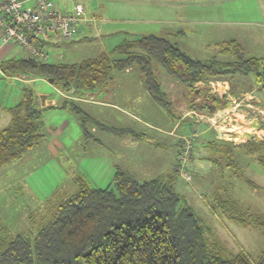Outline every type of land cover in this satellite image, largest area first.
I'll use <instances>...</instances> for the list:
<instances>
[{
    "label": "rangeland",
    "instance_id": "obj_1",
    "mask_svg": "<svg viewBox=\"0 0 264 264\" xmlns=\"http://www.w3.org/2000/svg\"><path fill=\"white\" fill-rule=\"evenodd\" d=\"M89 1L85 0L84 2L89 3ZM141 3L143 0H108L110 11L108 17L110 15L113 19L130 16L132 19H137V21H127L126 25H123L124 23H112L115 26H123L124 29L128 27L142 29L146 25L143 22L144 17L146 19L157 18L158 22L161 23L176 24V29L184 35L175 38L174 42H177L178 46L193 58L233 60L232 56L223 55L217 45L237 41L238 38L240 42H237L242 46L247 57H264V0L181 2V4H174L173 6L169 4L167 8H163V11H157L153 8L148 10V7L146 9ZM26 5L28 6L29 3ZM161 6H163L161 3L158 4V9ZM157 27L158 29L161 28L159 25ZM155 33L152 31V35H156ZM95 35L88 40L78 39L74 44H63L55 35H49L46 40H39L38 42L50 54L49 63L72 64L106 53L100 38ZM54 43L62 44L55 48ZM57 54L63 56L60 61L56 58ZM24 56H26L25 52ZM154 67L159 79L164 77V88L167 91V96L170 97L168 98L172 102V107L170 109L165 108L152 99L156 106L147 110L144 109L146 104L141 101L142 99L133 102L134 104L139 102L138 114L143 116L151 125L148 122L143 123V119H130L114 109L97 106L99 102L97 105L82 104L83 101L81 102L76 91L72 93V96L66 95L46 79L16 76L23 81L32 79L28 84H25L14 79V77L4 75L5 77L0 78V130L9 124L11 119L6 109L19 103L22 99L23 88L30 87L40 97L41 101L42 96H46L50 102L56 99L58 105L65 99L80 101L78 103L82 105V108L96 120L102 122L103 119L108 123L115 119L118 121L117 124L122 126L119 125L118 128L124 130L126 127L133 128V131L139 135V139L143 138L136 140L139 145H145L144 143L154 142V140L160 141L162 137L161 140L163 141H169V139L170 141H181L180 152H182L186 143L189 142L188 144L192 148L184 168L188 176L184 179L180 176L176 180L177 192L185 204L191 207L202 220L205 228L210 229L212 234L218 237L227 249L235 253L243 251L254 260L259 258L264 253V233L245 224V222L252 216L264 217V167L259 163L256 156L246 152L240 140L242 135L237 138L238 140H226V146L219 147L221 143L217 139L214 125L210 122H204L194 115V112L199 111L210 112L207 108L193 106L199 100V93L191 94V91L184 84L165 73L159 66L155 65ZM134 69L136 70L132 74H126L123 71L115 72L113 77L139 79L141 76L143 78L140 67L135 66ZM224 80L230 83V92L237 97L238 102L242 103L236 109L238 118L235 124L242 126L240 131L248 136L246 143L258 142L249 136L256 132L259 127L249 123L248 119L252 117H246L242 114L245 113L246 108L248 109L245 97H253L252 103L254 102L256 108L264 109V77L262 78L263 81L260 82L253 73L247 76L238 74L227 79L203 82L205 87L197 88L196 85L199 83L197 82L194 89L202 91L204 94L207 92L205 89L211 87V82H220L222 85ZM122 88L126 89L127 87ZM83 98L84 102L88 99L86 95ZM221 99L225 100V103L222 104L219 101L223 107L221 110L217 108L214 113L210 112L213 117L218 115L219 110L225 113L226 110L233 109L232 106L227 107L229 103L227 99L223 97ZM94 100L92 101L90 98L89 103L96 102ZM111 100L112 102L116 101L115 98H111ZM175 109L179 112L182 111L181 117L183 119L177 116ZM45 119L48 124L53 122L62 124L67 119L71 122V126L64 134V138L67 140L65 146L69 149L62 151L59 157L65 167L60 168L59 159L51 158L50 154L43 148V144L40 146V143L22 161L14 162L0 170V248L2 247L1 244L9 242L17 234L37 232L40 225L48 219L51 207L58 200V195H70L72 194L70 192H74L73 179L75 174H72L74 171L79 169V171L85 172L89 178V183L94 187H108L109 183L104 181L105 165L108 162L106 159L100 158V153L104 154V148L96 143L87 144V141H94L95 138H99L104 131L96 130L98 133L94 134L92 128V137H84L80 120L68 110H47ZM155 124L169 126L168 129H173L176 125L175 133L169 135L158 131L155 126L152 127ZM54 125L57 126L58 124L55 123ZM62 139L63 137L54 135L55 146L62 145ZM111 139L114 142V139ZM242 139L246 140V138ZM213 142H215L214 145L218 143L219 145L213 148L211 146ZM180 152L178 163L182 167V154ZM159 176L161 175L156 178ZM57 190L66 193H58L57 198L50 204V200ZM212 234L208 233V236L212 238Z\"/></svg>",
    "mask_w": 264,
    "mask_h": 264
},
{
    "label": "trees",
    "instance_id": "obj_2",
    "mask_svg": "<svg viewBox=\"0 0 264 264\" xmlns=\"http://www.w3.org/2000/svg\"><path fill=\"white\" fill-rule=\"evenodd\" d=\"M217 46L233 60L193 58L171 38L150 34L125 40L115 49L79 63H43L25 56L2 62L1 71L7 77L46 79L66 95L76 91L82 100L109 85L115 72L138 66L148 93L168 109L172 102L155 65L194 95L197 82L252 73L263 81L264 57H247L237 41ZM22 93L21 101L6 109L11 119L0 130V170L22 161L46 140L47 110L70 111L80 120L86 138L92 137V128L116 135L130 133L96 120L80 101L65 99L57 107L42 106L32 88L25 87ZM219 142V147L226 146ZM214 143L213 148L219 145ZM244 148L264 167V141H250ZM180 176V163L173 171L143 182L118 170L108 187L97 188L77 173L74 192L61 196L58 193L66 192H55L50 204L57 195L58 200L36 233L17 234L1 244L0 264H264V253L254 260L243 251L232 252L205 228L177 192L175 182ZM245 224L264 233V217L252 216Z\"/></svg>",
    "mask_w": 264,
    "mask_h": 264
},
{
    "label": "crops",
    "instance_id": "obj_3",
    "mask_svg": "<svg viewBox=\"0 0 264 264\" xmlns=\"http://www.w3.org/2000/svg\"><path fill=\"white\" fill-rule=\"evenodd\" d=\"M84 1L85 0H57L58 4L61 5V7L66 12H73L77 4H82L85 7V16L83 17L84 19L79 23L80 29L82 30L81 34L74 41L71 42L62 41L63 44H74L75 42H77L78 39L88 40L92 38L95 34H97L95 36L97 38H100L103 44V49H105L106 52H108L109 50H113V48L119 45V43L123 42V40H137L142 36L152 34V31H155L156 32L155 34L158 36L169 37L173 41L175 40V38L184 35V33L179 32L178 29H176V24L161 23L158 22L157 18L151 19L147 17L148 19H146L144 17L143 22H145L146 25L142 29L141 28L133 29L129 27L124 29L123 26H115L114 24H112L113 22L114 23L116 22L117 24L124 23L123 25H126L127 21H137V19H132L130 18V16L123 18L115 17L112 19V16L110 15H109L110 17L109 19L108 14L110 13V11L108 8V0H90L89 3H86ZM192 1L197 2L200 0H161V1L143 0V3H141V5L146 9L148 7V10L153 8L156 9L157 11L158 10L163 11V8H167L169 4L173 6L174 4H181V2L185 3ZM27 3L30 4V2ZM160 3L163 6H161V8L158 9V4ZM192 4H198V3H192ZM230 21L233 22V20ZM192 22H195V20H192ZM157 25H159L161 28L158 29ZM3 35H4L3 31L2 29H0V78L5 77L1 71L2 62L11 59H19L25 57L24 51L21 47L15 45L14 43H4ZM52 41L55 42V40ZM110 41H112V43H110ZM237 41L240 42V39L238 38ZM113 43L115 44L112 47ZM61 44L62 43H54V47L58 48ZM62 57L63 56L61 54H57L56 58L58 61H60ZM135 70L136 69L134 68H129L123 72L126 74H132ZM14 79L19 80L25 84H28V82L32 80L31 79V80L23 81L17 77H14ZM160 82L162 84L164 92L167 94V91L164 88L165 86L164 77L163 79L162 78L160 79ZM224 83L228 88V93L231 94L232 96H235L229 90V88L231 87L230 83L225 80ZM122 87H127V88L123 89ZM133 87L135 88L133 89ZM59 94L62 93L59 92ZM205 94L206 93H204V95ZM242 96L244 97V94ZM86 97L88 99H86L85 102H84V98L81 100L83 101L82 104L97 105L98 104L97 102H99L97 106L114 109L130 119L132 118H136L137 120L143 119L145 121L144 122L142 120L143 123H147L148 121L143 116L138 114L137 106L139 102H137V104H134L133 102L140 101L142 99L141 101H143V103L146 104L144 109L146 108L147 110L153 109L156 106L155 103L152 102L153 98L148 94V91L144 85V79L141 76L139 77V79L138 78L118 79L112 77V80L109 83V85L98 90L95 93L87 94ZM90 98L92 99V101L95 99L94 101L96 102L89 103ZM111 98H115L116 101L112 102ZM57 103L58 102L56 101V99H53L50 102V100L46 98V101L42 102V106L52 105L57 107L58 106ZM216 106L220 110L223 107V105L220 102H217ZM189 107H191V105H189ZM174 111H176L177 116L183 119L181 117L182 111L179 112L176 109ZM112 120L113 122H108V123L105 122V120L103 119L101 121L107 125L112 124L111 126H115L116 128H118V126L120 125L117 124L118 121L115 119ZM53 123L54 124L57 123L58 125L55 126ZM53 123L48 124L45 119L46 126L44 132H45L46 140L42 144H43V148L46 150L47 153L50 154L51 158L59 159L60 155L62 154V151L69 149L68 147L65 146L67 144L66 143L67 140L64 138V134L69 129V126H71V122L67 119L62 124H60L59 122H53ZM153 126H155L158 131L167 133L169 135L175 133L174 128L176 127V125L175 127L173 126L174 127L173 129H168L167 127L169 126H164L160 124L152 125V127ZM120 127L122 126L120 125ZM125 129L130 130V133L123 134L124 135L123 136V135H116V134L104 132L101 133L99 138H95L94 141L92 140H90L89 142L87 141V144L96 143L104 148L103 151L104 154L100 153V158H102L103 160L106 159L108 162L105 165L106 170H104L105 171L104 181L109 183L108 186L112 182V179L118 170L128 172L131 175H133L138 181L143 182V181L153 180L158 175L171 172L174 170L176 165H178V154L181 148V141L179 140L170 141L169 137H168L169 141H163L161 140L162 139L161 137L160 141L154 140V142H147L144 143L145 145H139V143L136 142V140L137 141L142 140L143 138L139 139L138 134L133 131V128L126 127ZM92 132L94 134L98 133V131H96L95 128L92 129ZM129 134L131 135L134 134V136L131 135L128 136ZM54 135H59L60 138L63 137L61 141L62 145H60L59 147L55 146V143L53 141ZM111 138L114 139V142H112ZM217 139L219 140L220 138H218L217 136ZM220 140L224 141L222 143L226 144L225 139H220ZM241 144L244 146L246 142L244 143L242 142ZM62 162L63 161L59 159L58 163L60 168L65 167L64 163ZM77 173L82 174L89 181V178L85 172L79 171L78 169V171H74L72 174L76 175Z\"/></svg>",
    "mask_w": 264,
    "mask_h": 264
},
{
    "label": "built area",
    "instance_id": "obj_4",
    "mask_svg": "<svg viewBox=\"0 0 264 264\" xmlns=\"http://www.w3.org/2000/svg\"><path fill=\"white\" fill-rule=\"evenodd\" d=\"M27 2H30L28 6ZM84 16L85 7L82 4H77L73 12H66L57 0H0V29L4 33V43H14L23 49L28 58L43 63L49 62L50 54L38 45V41L46 40L49 35H55L60 41H74L81 33L79 23L84 19ZM210 84L211 87L205 89L207 90L206 95L227 99L233 109H228L224 114L214 115V117L210 112H194L195 117L204 122H210L214 125V129L221 130L225 140H238L237 135L240 133L242 135L241 142H246L248 136L240 131L242 126L235 124L238 118L236 109L242 103L237 101V97L228 93L225 83H222L223 86L220 82H211ZM205 86L203 82L196 85L197 88ZM245 99L248 109L246 108L242 115L252 117L248 119L251 125L262 124V127L258 128V132L251 133V136L258 141H264V109L256 108L254 102L252 103L253 97H245ZM242 138H246V140ZM188 143H186L184 151L180 152L182 154V176L185 178L188 176L184 171L185 163L192 148Z\"/></svg>",
    "mask_w": 264,
    "mask_h": 264
},
{
    "label": "water",
    "instance_id": "obj_5",
    "mask_svg": "<svg viewBox=\"0 0 264 264\" xmlns=\"http://www.w3.org/2000/svg\"><path fill=\"white\" fill-rule=\"evenodd\" d=\"M49 82L52 83L51 81H49ZM207 96H211V98H207ZM46 98H47L46 96H42V102H45ZM217 100H219L222 104L225 103V100H222L221 98H219L217 96L206 95V98L203 101L204 103L202 102L200 108H207L211 113H214L217 110V106L214 103H210V102L211 101L214 102V101H217ZM193 106L198 107V104H194ZM230 106H231V104L228 103L227 107L229 108ZM222 114H224V111H219L218 115H222ZM257 126L260 128V127H262V124L260 123ZM216 133H217L218 138L225 139L221 130L216 129ZM250 137L252 138V136H250Z\"/></svg>",
    "mask_w": 264,
    "mask_h": 264
},
{
    "label": "flooded vegetation",
    "instance_id": "obj_6",
    "mask_svg": "<svg viewBox=\"0 0 264 264\" xmlns=\"http://www.w3.org/2000/svg\"><path fill=\"white\" fill-rule=\"evenodd\" d=\"M197 93H199L198 96H200V97L198 98L199 100H197V104H198V107H201V104H202V102L204 101L202 98H203V97H206V94H205V95H204V94H201V93L198 92V91H197ZM202 95H203V96H202ZM201 96H202V97H201ZM217 102H219V100L214 101V102L211 101L210 103H214V104L216 105ZM203 103H204V102H203Z\"/></svg>",
    "mask_w": 264,
    "mask_h": 264
},
{
    "label": "bare ground",
    "instance_id": "obj_7",
    "mask_svg": "<svg viewBox=\"0 0 264 264\" xmlns=\"http://www.w3.org/2000/svg\"><path fill=\"white\" fill-rule=\"evenodd\" d=\"M240 135H241V134L239 133L238 138L240 137Z\"/></svg>",
    "mask_w": 264,
    "mask_h": 264
}]
</instances>
